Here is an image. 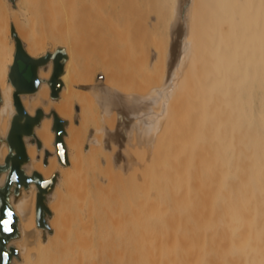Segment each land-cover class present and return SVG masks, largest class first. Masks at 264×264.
Wrapping results in <instances>:
<instances>
[{
  "label": "bare ground",
  "instance_id": "1",
  "mask_svg": "<svg viewBox=\"0 0 264 264\" xmlns=\"http://www.w3.org/2000/svg\"><path fill=\"white\" fill-rule=\"evenodd\" d=\"M0 264H264V0H0Z\"/></svg>",
  "mask_w": 264,
  "mask_h": 264
},
{
  "label": "rangeland",
  "instance_id": "2",
  "mask_svg": "<svg viewBox=\"0 0 264 264\" xmlns=\"http://www.w3.org/2000/svg\"><path fill=\"white\" fill-rule=\"evenodd\" d=\"M77 22V19H76ZM75 22V26H74V37H75V42L77 43V45L79 46H83V48L87 45H90L92 51L89 54V57L91 59V61H93V63L95 64V76H94V80H97L99 78H103L102 77V73H105V71L107 69H109L111 72L110 76L112 77L113 83L120 86V87H133L131 86V82L132 79L134 77H136L137 74V70L135 67V62H133V60L129 57V56H125L124 53H120L119 51H117V44L114 43V40L117 39V29L113 30L112 34L110 35L109 39L113 40H106L104 43H99V44H95V42L92 40V37H85L83 32L81 31V28H79L78 26V22ZM50 40V39H49ZM95 44V45H94ZM116 44V46H115ZM148 45H150V50L153 48V45L151 44V42H148ZM106 47L107 52L102 51V49ZM150 54H152V52H150ZM150 80L146 78L145 82L143 84L142 87H145L146 89L153 86L150 84ZM107 122H112V118H108ZM143 152L145 151H130L131 155L133 157L136 156L141 162H142V156L144 155ZM148 151H146L145 153L147 154ZM111 156L110 153H103L100 155V159L103 161L105 160V162L107 161V163H103L102 168L103 169H96V170H88L85 173L84 176V181L85 184L88 186L87 188L91 189L92 193L95 196V202L97 205V213L98 215H107L110 212V208H116L118 206L117 203H108L109 205H106V211L109 210L108 212L104 211V205L102 203V200L100 198L96 197V189H95V183L99 182V183H103L102 186H107L109 183H104L105 181H103L104 179H108V175L110 173V167L108 165V158ZM136 158V159H137ZM137 174H140V170H137ZM134 175L133 172L131 171V173L128 176H125V180L124 182H128L130 183L131 181V176ZM103 178V179H102ZM102 179L103 182H101L100 180ZM90 184V186L88 185ZM117 185L115 188V191H120L121 190V185L120 183L117 181ZM89 202H85L84 207L88 208L89 207ZM109 207V208H108ZM98 237V235H97ZM56 250H54L55 252ZM53 252V253H54Z\"/></svg>",
  "mask_w": 264,
  "mask_h": 264
},
{
  "label": "water",
  "instance_id": "3",
  "mask_svg": "<svg viewBox=\"0 0 264 264\" xmlns=\"http://www.w3.org/2000/svg\"><path fill=\"white\" fill-rule=\"evenodd\" d=\"M16 65L18 70V76L21 80H24L28 86L32 83V70L29 63H27L22 57H16Z\"/></svg>",
  "mask_w": 264,
  "mask_h": 264
},
{
  "label": "snow or ice",
  "instance_id": "4",
  "mask_svg": "<svg viewBox=\"0 0 264 264\" xmlns=\"http://www.w3.org/2000/svg\"><path fill=\"white\" fill-rule=\"evenodd\" d=\"M4 223H5V226H7V221H5ZM6 230H7V228H6Z\"/></svg>",
  "mask_w": 264,
  "mask_h": 264
}]
</instances>
